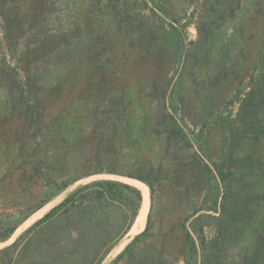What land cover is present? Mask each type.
<instances>
[{"label": "rangeland", "instance_id": "obj_1", "mask_svg": "<svg viewBox=\"0 0 264 264\" xmlns=\"http://www.w3.org/2000/svg\"><path fill=\"white\" fill-rule=\"evenodd\" d=\"M147 1L5 0L0 9V224L18 227L0 241V250L18 239L20 244L0 252V264L264 263V0ZM35 4L42 12L35 16L38 26L31 21ZM44 37L57 38L60 46L45 58L37 56L33 69L44 95H59L47 101L38 130L43 137L54 136L57 147L62 137L70 142L66 160L58 165L61 173L91 171L95 152L113 148V142L125 154L118 168L136 164L161 172L154 205L149 198L146 222L132 238L129 232L121 237L125 207L111 201L94 202L26 234L79 184L122 179L107 173L84 178L34 212L54 189L34 176L35 142L24 126V95L20 87L9 86L13 76L2 70L10 65L23 77L19 66L28 42ZM249 94L256 103L246 113ZM108 99L123 101L126 108L103 113L92 104ZM101 117L105 121L98 122ZM234 130H257L260 140L237 144ZM218 167L234 172L227 183L220 182ZM226 185L247 197L242 202L250 210L234 226L218 260L199 245L193 249L188 236L194 225L205 223L212 240L217 230L207 213H216L204 210L186 219L195 208H215ZM151 212L149 233L117 261L145 230Z\"/></svg>", "mask_w": 264, "mask_h": 264}, {"label": "trees", "instance_id": "obj_2", "mask_svg": "<svg viewBox=\"0 0 264 264\" xmlns=\"http://www.w3.org/2000/svg\"><path fill=\"white\" fill-rule=\"evenodd\" d=\"M146 2L148 3L147 0ZM39 3L42 4L41 0H37V4ZM5 4V0H0V9H4ZM35 6L37 5L35 4ZM37 14L42 15V12L38 6L35 8L34 16L31 18V21L36 22V25L38 26L40 20L35 19ZM171 26L175 27L174 24H171ZM59 46L60 44L57 38L44 37L43 39L36 40L35 42L29 41L27 45V51L23 52L22 54V61L24 65L21 64L19 66L24 73L23 77L18 78V73L13 72L15 70L17 71V69L15 67H11L10 65L3 66L2 70V72L13 76L9 86L11 88L20 87L22 94L24 95V98H22L23 103L26 105L24 112L28 115L25 118L24 126L26 127V133H28V135L35 142V146L32 149L33 158H35L34 176L40 179L42 178L48 180L49 183H52V188L54 189L53 194L49 198L39 203L34 209V212L44 207V205L47 204L52 198L69 186L75 184L77 181L99 173L124 175L143 181L151 189L154 205L156 182H159L161 172L160 175H158L156 170H147L145 167L137 166L136 164H130V166L122 164L123 168H118L116 164L119 163L118 161H120L121 158H125V154L123 155V152L116 148V142H113V148L107 147L99 149L95 152L94 156L92 157L94 166L91 171L75 176H70L69 174H65V172L61 173L60 167L58 165L62 161L66 160L67 152H69L67 146L70 145V142L66 137H62L61 144H59V147H57L56 138L54 136L51 137V139L47 138L46 136L43 137V134H39L38 130V127H43L42 123L44 121V115L47 112V107L49 104L47 101H52L59 94L44 95L45 92L40 90L39 83L37 82L39 80V71L33 69V61L37 60V56L45 58L49 55L50 51L58 49ZM123 103L124 102L120 100L114 101L109 99L104 102H92L93 106L97 110H100V108L103 109V113H110L116 109L124 110L126 107L125 105H122ZM255 103V96L253 95V97L250 98L249 94V98L245 100L246 113L249 111L251 106L255 105ZM105 119L106 118L104 117L98 118V122L105 121ZM42 138L43 141L41 140ZM232 140L233 142H237V144H241V140H253L258 142L260 140V132L257 130H253V132H241L239 130H234L232 134ZM53 151L60 154L58 158H52L54 156L52 155ZM112 153L118 154L117 156H112ZM58 171H60V173ZM217 174L220 182L227 183L226 181H228L230 177L234 175V172L226 173L222 167H218ZM246 198V196L240 192H236V190L232 187H230L228 191V187L226 185L225 193L223 194L222 198L216 202L215 208H195L193 213L187 216L186 220L188 221L190 217H193L204 210L206 212H215L216 214L214 215L210 213L207 214L208 216L214 218L217 234L212 240H208L205 235L206 224L200 223L197 226L194 225L195 227H193V230L188 231V236L190 237L189 240L192 242L191 247L197 250L199 245L203 253L213 252L216 259L219 260L218 255L220 252H222L226 243L231 239L234 226L246 216L247 210H250L242 202ZM102 201L119 203L121 206L125 207L126 213L124 217L127 220V226L121 234L122 237L131 230L140 212L143 203V193L138 186L119 179L101 178L92 180L90 182L81 183L60 203L50 209L41 219L31 226L26 231V234H30L36 227L46 222L54 221L62 216H67L69 218L71 215L76 214V212L89 208L92 203ZM151 222L152 212L148 218L145 230L136 235L135 239L130 244H128L125 251L118 256L117 261L123 258L124 253L129 251L134 243H136L142 236L149 233V230L152 226ZM17 227V225L5 227L4 225L0 224V241H6L9 239L14 234ZM192 231L197 234V239L194 237ZM19 244L20 239L15 241L9 247L0 250V252L9 253L12 248H16ZM108 252L109 251H107V253ZM94 255L97 256L96 253ZM186 264H188V262H186Z\"/></svg>", "mask_w": 264, "mask_h": 264}, {"label": "bare ground", "instance_id": "obj_3", "mask_svg": "<svg viewBox=\"0 0 264 264\" xmlns=\"http://www.w3.org/2000/svg\"><path fill=\"white\" fill-rule=\"evenodd\" d=\"M124 180H126L127 182H130L136 186H138L143 193V201H144V209H143V213L138 217L136 224L138 222V225L134 226L132 228V230L129 232L128 234V238H130L134 233H136L139 229L143 228L145 222H146V216H147V211L149 208V187L147 186V184H145L144 182L138 180V179H130V178H125ZM127 238V239H128Z\"/></svg>", "mask_w": 264, "mask_h": 264}, {"label": "water", "instance_id": "obj_4", "mask_svg": "<svg viewBox=\"0 0 264 264\" xmlns=\"http://www.w3.org/2000/svg\"><path fill=\"white\" fill-rule=\"evenodd\" d=\"M103 173H99V175H102ZM107 175H109V176H121V178L122 179H119V180H122V181H125L124 179L125 178H130V179H136V178H133V177H128V176H123V175H118V174H111V173H107ZM110 179H117V178H111L110 177ZM139 180V179H138ZM125 182H127V181H125ZM128 183H130V182H128ZM150 188V187H149ZM151 190V189H150ZM149 198H150V205L152 204V195H151V193H150V195H149ZM144 201H143V203H142V206H141V209H140V212H139V214H138V216H137V218H136V220H135V222H134V224H133V226H132V228L134 227V225L136 224V221H137V219H138V217L143 213V209H144ZM132 228H131V230H132ZM130 232V231H129ZM140 233V232H139ZM130 238H132V237H130Z\"/></svg>", "mask_w": 264, "mask_h": 264}]
</instances>
